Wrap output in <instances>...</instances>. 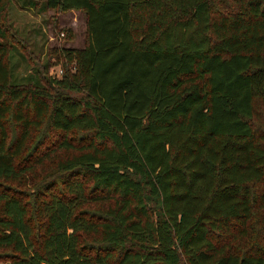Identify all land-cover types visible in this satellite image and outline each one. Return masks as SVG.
<instances>
[{
    "label": "trees",
    "instance_id": "16d2710c",
    "mask_svg": "<svg viewBox=\"0 0 264 264\" xmlns=\"http://www.w3.org/2000/svg\"><path fill=\"white\" fill-rule=\"evenodd\" d=\"M8 2L0 262L264 264V0H28L84 45L19 77Z\"/></svg>",
    "mask_w": 264,
    "mask_h": 264
},
{
    "label": "rangeland",
    "instance_id": "374dc122",
    "mask_svg": "<svg viewBox=\"0 0 264 264\" xmlns=\"http://www.w3.org/2000/svg\"><path fill=\"white\" fill-rule=\"evenodd\" d=\"M8 1L7 18L11 26L19 32L21 37H18L25 45L24 57L27 58L14 55L13 70L16 76L32 74L30 68L37 64H44L50 57L52 48L59 46L81 48L84 45L85 27L82 12L77 10L57 13L52 10L39 11L36 9L37 6L26 5L28 0ZM66 28L72 33L71 40L62 38L61 31H65ZM57 67L49 66L46 74L55 73ZM0 264L8 263L0 262Z\"/></svg>",
    "mask_w": 264,
    "mask_h": 264
},
{
    "label": "built area",
    "instance_id": "2783aa9c",
    "mask_svg": "<svg viewBox=\"0 0 264 264\" xmlns=\"http://www.w3.org/2000/svg\"><path fill=\"white\" fill-rule=\"evenodd\" d=\"M56 73H57V75L61 74V68L59 66L57 67Z\"/></svg>",
    "mask_w": 264,
    "mask_h": 264
}]
</instances>
